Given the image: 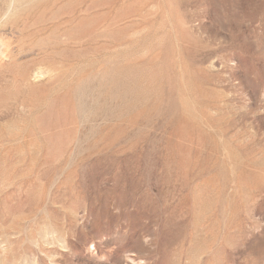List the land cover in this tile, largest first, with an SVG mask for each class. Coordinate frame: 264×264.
I'll use <instances>...</instances> for the list:
<instances>
[{
  "label": "rangeland",
  "instance_id": "1",
  "mask_svg": "<svg viewBox=\"0 0 264 264\" xmlns=\"http://www.w3.org/2000/svg\"><path fill=\"white\" fill-rule=\"evenodd\" d=\"M0 264H264V0H0Z\"/></svg>",
  "mask_w": 264,
  "mask_h": 264
}]
</instances>
